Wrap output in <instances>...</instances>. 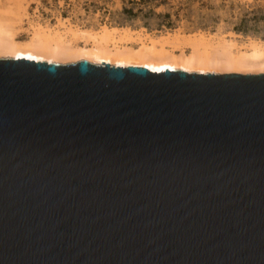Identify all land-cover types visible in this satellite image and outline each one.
<instances>
[{
    "label": "water",
    "instance_id": "95a60500",
    "mask_svg": "<svg viewBox=\"0 0 264 264\" xmlns=\"http://www.w3.org/2000/svg\"><path fill=\"white\" fill-rule=\"evenodd\" d=\"M0 264H264V72L0 58Z\"/></svg>",
    "mask_w": 264,
    "mask_h": 264
},
{
    "label": "rangeland",
    "instance_id": "374dc122",
    "mask_svg": "<svg viewBox=\"0 0 264 264\" xmlns=\"http://www.w3.org/2000/svg\"><path fill=\"white\" fill-rule=\"evenodd\" d=\"M165 13L169 17L161 16ZM243 18L246 31L234 30ZM0 24L12 27L17 41L28 40L35 27L68 36L107 28L148 39L203 33L206 39L248 49L255 41L264 44V0H0Z\"/></svg>",
    "mask_w": 264,
    "mask_h": 264
},
{
    "label": "bare ground",
    "instance_id": "6f19581e",
    "mask_svg": "<svg viewBox=\"0 0 264 264\" xmlns=\"http://www.w3.org/2000/svg\"><path fill=\"white\" fill-rule=\"evenodd\" d=\"M35 28L28 40L17 41L13 28L0 24V58L56 64L86 60L92 64L142 66L152 72L167 69L199 73L264 72L263 41L248 43L249 47H245L248 49H238L231 41H213L206 39L203 33L181 35L175 32L148 39L143 35L132 36L127 29L116 33V29L105 28L94 35H80V32L78 35L68 29L71 32L68 36ZM78 40L83 45H78Z\"/></svg>",
    "mask_w": 264,
    "mask_h": 264
},
{
    "label": "trees",
    "instance_id": "16d2710c",
    "mask_svg": "<svg viewBox=\"0 0 264 264\" xmlns=\"http://www.w3.org/2000/svg\"><path fill=\"white\" fill-rule=\"evenodd\" d=\"M144 1H145V0H142V2H144ZM125 11H126V12H129V10H125ZM161 16L169 17V13H165V14H163V15H161ZM246 21H247V19L243 18V19L241 20V23H240L239 25L235 26L234 30H236V31H246L247 28L244 27ZM166 25H167V26H172L173 24L170 23V22H168V23H166Z\"/></svg>",
    "mask_w": 264,
    "mask_h": 264
}]
</instances>
